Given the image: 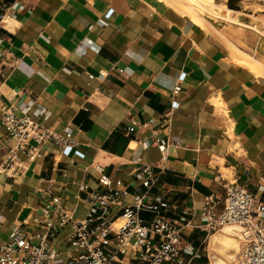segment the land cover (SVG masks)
I'll return each instance as SVG.
<instances>
[{"label": "crops", "instance_id": "1", "mask_svg": "<svg viewBox=\"0 0 264 264\" xmlns=\"http://www.w3.org/2000/svg\"><path fill=\"white\" fill-rule=\"evenodd\" d=\"M16 1L23 8L0 23V101L35 100L37 120L57 132L71 129L76 143H44L43 156L22 175L0 172V243L15 225L34 227L44 199L37 189L49 184L75 217L83 216L78 185L96 184L92 163L127 188L112 207L118 213L130 193L142 190L131 160L158 165L153 130L171 143L151 188L169 203L168 216L185 211L198 223L203 196L213 193L219 210L232 179L264 201V76L235 63L215 31L160 0ZM148 119L135 134L124 133L132 121ZM8 143L0 126V164ZM66 232L52 239L62 259ZM205 238L187 225L181 244L202 257Z\"/></svg>", "mask_w": 264, "mask_h": 264}, {"label": "built area", "instance_id": "2", "mask_svg": "<svg viewBox=\"0 0 264 264\" xmlns=\"http://www.w3.org/2000/svg\"><path fill=\"white\" fill-rule=\"evenodd\" d=\"M22 8L16 0H0V23ZM86 45L89 41L82 43L78 50L82 51ZM116 71L127 75L124 69ZM179 90L180 84L176 83L171 92L176 94ZM41 111L35 100L20 105L0 101V126L10 141L0 172L10 177L22 175L30 162L43 156L44 143H53L58 149L76 143L71 129L61 133L41 124L37 120ZM151 123L152 119L141 123L132 121L123 131L135 134ZM153 142L159 152L158 165L146 163L139 156L131 160L132 175L142 190L130 193L132 200L123 204L118 213L111 211L112 207L120 204L129 192L122 179L108 174L100 163H92L96 184L78 185V192L84 193L79 197L87 204L81 217H75L60 195L52 192L51 184L38 188L44 199L34 227L27 229L24 221L10 229L6 240L0 243V264H191L201 254L181 244L182 230L187 225L198 226L206 236L225 225L232 226L237 232L239 247L231 264H264V201L232 179L226 180L219 210L213 193L203 196L198 223H193V215L185 211L168 216L169 203L161 195L151 193V188L166 169L171 143L167 137L157 135L156 130H153ZM64 227H67L64 241L68 254L62 259L52 239Z\"/></svg>", "mask_w": 264, "mask_h": 264}, {"label": "rangeland", "instance_id": "3", "mask_svg": "<svg viewBox=\"0 0 264 264\" xmlns=\"http://www.w3.org/2000/svg\"><path fill=\"white\" fill-rule=\"evenodd\" d=\"M164 5L169 6L171 9L180 13L173 0H160ZM216 5L212 8L216 11L221 6H225L228 9L223 13L217 12L216 14L209 15L204 12L201 17V27L212 29L215 31L218 39L228 50L230 55V48L233 46L239 49L246 58L253 57L256 59V68L260 69L259 72H255L253 69L243 65L241 62L233 60L238 65L252 70L255 74L264 76V0H231L232 4L237 7L236 9L229 8L226 4L227 0H213ZM215 6V7H214ZM230 9V10H229ZM222 171L229 175L226 169ZM228 229H231L229 231ZM233 237L237 244L231 247L232 250L226 251L224 256L217 251L209 247L208 241L210 238L217 234H226ZM239 247V241L237 239V232L232 226H224L220 229L211 231L206 236L201 249L205 254L206 260L202 263L194 264H213L212 257L217 256L222 260V264H231L235 258ZM202 251V250H201Z\"/></svg>", "mask_w": 264, "mask_h": 264}, {"label": "bare ground", "instance_id": "4", "mask_svg": "<svg viewBox=\"0 0 264 264\" xmlns=\"http://www.w3.org/2000/svg\"><path fill=\"white\" fill-rule=\"evenodd\" d=\"M173 2H175L177 9L181 15L186 16L193 23L199 26L201 25V19H202L201 15L204 12L213 16L217 12L224 13L226 11L225 9H228L225 6H221L218 10L216 9L215 11L212 8L213 5H216L213 0H173ZM8 20L9 19L7 17L5 21ZM230 55L233 58V60L241 62L243 65L249 67L250 69H253L256 73L260 71V69L256 68V59L253 57L246 58L244 55H242L241 51L236 47L233 46L232 48H230ZM225 226H229V225H225ZM233 239L234 238L229 235V232H226V234L214 235L209 240L210 248L217 249V251H220V253L224 256L226 251L232 250L231 247L233 245L237 247V244ZM212 262L213 264L223 263L222 260L217 256L212 257Z\"/></svg>", "mask_w": 264, "mask_h": 264}, {"label": "trees", "instance_id": "5", "mask_svg": "<svg viewBox=\"0 0 264 264\" xmlns=\"http://www.w3.org/2000/svg\"><path fill=\"white\" fill-rule=\"evenodd\" d=\"M226 4H227V6H228L229 8H232V9H236V8H237V7H235V6L232 4L231 0H227ZM205 260H206V257H205V256H202V257H200V258L197 259V262L202 263V262H204Z\"/></svg>", "mask_w": 264, "mask_h": 264}]
</instances>
